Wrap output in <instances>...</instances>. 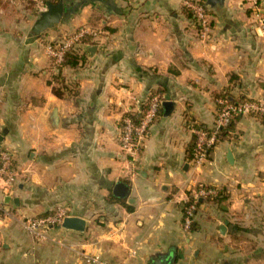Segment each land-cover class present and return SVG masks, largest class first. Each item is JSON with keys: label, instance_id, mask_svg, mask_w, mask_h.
I'll return each mask as SVG.
<instances>
[{"label": "crops", "instance_id": "0c3cea01", "mask_svg": "<svg viewBox=\"0 0 264 264\" xmlns=\"http://www.w3.org/2000/svg\"><path fill=\"white\" fill-rule=\"evenodd\" d=\"M59 1L61 22L33 36L46 2L0 0V149L18 172L9 192L0 184V264H85L83 255L148 264L166 252L174 264H264V117L239 116L206 162L190 159L192 125L213 127L216 96L264 99V23L245 0H200L210 21L202 38L184 0L50 3ZM258 8L264 20V0ZM82 28L97 36L78 45L76 67L57 71L46 44ZM155 95L158 116L130 164L123 119ZM118 182L125 199L113 196ZM198 186L221 200H199L186 231L185 202ZM63 206L85 221L83 233L50 227L39 240L23 229Z\"/></svg>", "mask_w": 264, "mask_h": 264}, {"label": "built area", "instance_id": "2783aa9c", "mask_svg": "<svg viewBox=\"0 0 264 264\" xmlns=\"http://www.w3.org/2000/svg\"><path fill=\"white\" fill-rule=\"evenodd\" d=\"M249 4V9L256 20L264 23L258 8V0H245ZM183 4L194 16L202 38L207 37L210 21L205 12V7L200 0H184ZM264 27V26H263ZM264 29V28H263ZM264 31V30H263ZM97 36L95 30L82 28L78 31L65 35L59 40L48 43L45 46L47 57L53 64L59 65L64 62L67 53L74 52L78 45L86 37ZM217 112L213 127L210 129L199 125H192L194 135V145L191 150V162L201 165L206 162L209 153L217 141L218 130L229 125L234 117L243 115L264 116V99L259 101H249L241 103H227L223 98L216 100ZM160 109V99L157 95L152 96L145 104V110L138 122H134L131 117L123 119L119 136L121 152L126 156L128 163H133L140 143L144 140L150 126L156 120ZM140 113V112H139ZM18 172L14 166V156L12 153L0 149V184L4 192H9L17 183ZM219 192L211 187L198 186L190 193L184 206L183 228L189 231L194 221L197 204L201 199H215ZM68 211L63 207L56 208L52 213L42 217L24 219L23 229L35 239H44L45 233L50 227L60 228L63 220L68 217ZM85 264H105L100 258L83 255Z\"/></svg>", "mask_w": 264, "mask_h": 264}, {"label": "water", "instance_id": "95a60500", "mask_svg": "<svg viewBox=\"0 0 264 264\" xmlns=\"http://www.w3.org/2000/svg\"><path fill=\"white\" fill-rule=\"evenodd\" d=\"M224 0H205V5L211 8L216 6H222ZM64 12V6L62 1H59L56 4L50 2L45 3V10L41 12L38 18L35 20L31 27V34L33 36H39L45 31L51 29L53 26L59 24L62 20ZM169 103H164L163 107L168 108ZM56 112L52 113V123H56ZM2 142V137L0 136V144ZM228 159H230V154H228ZM113 196L117 199H125L128 196V186L122 182L115 184L113 188ZM16 203V201H15ZM85 227V221L78 217H67L63 220L60 228L66 231H73L77 233H83ZM226 228L221 226L219 231L222 233ZM175 254L172 252H166L163 254H158L149 259L148 264H174Z\"/></svg>", "mask_w": 264, "mask_h": 264}, {"label": "trees", "instance_id": "16d2710c", "mask_svg": "<svg viewBox=\"0 0 264 264\" xmlns=\"http://www.w3.org/2000/svg\"><path fill=\"white\" fill-rule=\"evenodd\" d=\"M51 1L57 2L58 0H44V2H51ZM0 4H1V2H0ZM4 6H1L0 5V7L3 8V9L5 8ZM85 41L86 40L84 39L83 42H85ZM80 60H81V56H77L76 54H74V52L67 53L64 56V62L62 64L57 65L56 66V69H57V71H61V69L64 66L76 67L80 63ZM59 78H60V74L54 76V80H55L56 83H59V82H57L59 80ZM63 89H65V88H63ZM63 89H62L61 86L60 87H55V88H52V92L57 97H61L64 94V90ZM219 97L220 98H223L224 100H226L227 103H234V104L235 103H241V102H249V101H251V100H246L244 98L231 99L228 96V94H226V93H223L221 95L216 96V98H219ZM144 110H145V106H142L141 109H140V113L135 114L133 116H130V115H128V116L131 117L134 122H138L139 119H140V117L142 116V113H143ZM238 117L232 118V120L230 121V123H229V125L227 127L218 130V132H217V140L218 141H221V140H223V139H225V138H227V137L230 136L231 127H232L233 123L236 121V119ZM261 117H264V116H261ZM199 126H201V125H199ZM204 128H206V127H204ZM190 159H191V154H190ZM220 196H221V193H219V196L216 197L215 199H217V201L218 200L220 201L221 200ZM193 226H194V223H192V226H191V229L190 230L193 229Z\"/></svg>", "mask_w": 264, "mask_h": 264}, {"label": "rangeland", "instance_id": "374dc122", "mask_svg": "<svg viewBox=\"0 0 264 264\" xmlns=\"http://www.w3.org/2000/svg\"><path fill=\"white\" fill-rule=\"evenodd\" d=\"M63 208H65L66 209V207L65 206H63ZM67 210V209H66ZM67 214H69V213H67ZM251 246H252V244H251Z\"/></svg>", "mask_w": 264, "mask_h": 264}]
</instances>
